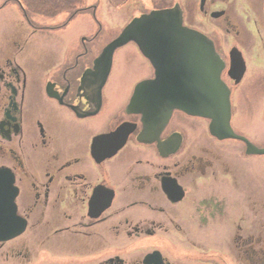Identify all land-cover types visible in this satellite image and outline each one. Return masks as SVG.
Listing matches in <instances>:
<instances>
[{
    "label": "flooded vegetation",
    "instance_id": "flooded-vegetation-1",
    "mask_svg": "<svg viewBox=\"0 0 264 264\" xmlns=\"http://www.w3.org/2000/svg\"><path fill=\"white\" fill-rule=\"evenodd\" d=\"M35 1L0 8V189L15 195L13 216L0 199V237L9 238L0 241V264H264V187L234 185L230 170L222 173L215 145L225 140L210 133L211 120L177 109L167 120L151 114L160 108L151 86L139 111L138 86L156 70L135 41L114 51L104 83L94 69L133 18L174 7L214 47L232 128L243 119L260 129L264 0H108L121 15L139 12L103 46L98 4L51 0L40 9ZM9 2L16 9L2 13ZM81 15L93 16L99 32L69 34ZM221 175L225 201L214 193ZM225 223V245L189 249L199 252L152 242L188 241Z\"/></svg>",
    "mask_w": 264,
    "mask_h": 264
},
{
    "label": "water",
    "instance_id": "water-1",
    "mask_svg": "<svg viewBox=\"0 0 264 264\" xmlns=\"http://www.w3.org/2000/svg\"><path fill=\"white\" fill-rule=\"evenodd\" d=\"M130 41L138 44L156 70V79L141 83L132 101L135 105L138 103L140 112L145 110L143 101L146 95L142 88H159L160 98L153 102H158L160 108H148L151 114L160 112V118L167 120L178 109L189 115L210 119L209 128L213 136L220 140L244 142L247 155H264V148L255 146L233 131L229 91L221 81L222 64L214 47L204 35L184 27L181 15L175 8L152 11L135 18L104 49L94 66L95 71L102 74L103 83L111 71L114 51ZM144 119L150 120L152 116H145ZM3 197L7 212L15 215L13 189L8 186L7 195H3L0 189V199ZM10 220L6 218L4 223L9 224ZM7 239L0 237V241Z\"/></svg>",
    "mask_w": 264,
    "mask_h": 264
},
{
    "label": "rangeland",
    "instance_id": "rangeland-1",
    "mask_svg": "<svg viewBox=\"0 0 264 264\" xmlns=\"http://www.w3.org/2000/svg\"><path fill=\"white\" fill-rule=\"evenodd\" d=\"M7 0H0V8L5 4ZM53 2H56V0H52ZM65 2L66 0H61ZM69 2H74L73 0H68ZM78 0H75L77 2ZM85 4L87 6H97L95 4H98V10L96 12L95 19L97 22H99L102 25V30L99 32V28L97 29L95 27V23L93 21V16L91 15H81L78 17L75 21L76 25L78 26V29H73L69 30V34H74L76 36L81 35L84 32H90L94 31V33L100 34V43L103 46L105 43L108 41L112 40L118 32L122 30V28L126 25L130 19L137 15L139 11H136L135 9H132L129 11L128 14H123L121 15L119 10H115L114 8H110L111 5L108 2V0H84ZM51 0H49L50 4ZM63 2L57 3L54 7V11L57 9V11L63 7ZM8 3V6H6L4 12L7 11H12L11 9H16L17 4L14 3ZM113 5H116L118 1L113 0ZM38 8H45L43 6H49L48 4L46 5H38L35 4ZM66 5V4H65ZM45 10V9H44ZM43 10V11H44ZM63 12V11H62ZM60 12V13H62ZM39 21L41 22L42 20H48L46 17H40L38 16ZM4 26V25H2ZM121 28V29H120ZM3 30H7V27H3ZM86 36L87 33H84ZM101 46V47H102ZM116 60V59H115ZM119 68L117 67L118 74H122L121 70L124 68L123 63L119 61ZM124 70V69H123ZM244 112V107L241 109L237 108V114L242 115ZM264 112V111H263ZM263 112L261 116V125L260 129L256 128L254 130L252 127L247 126V121L241 119L239 125L237 123L233 122V129L237 134L243 135L244 137L248 138L251 140V142L258 146V147H264V119H263ZM197 124L202 125L203 127L206 128L207 130V124L203 121L196 120ZM257 129L260 130V137H256L255 132ZM205 134H208L207 132ZM245 145L242 141L238 140H225L223 143L217 142L215 145V150L217 153L220 155L221 160L224 163L223 167V174H225V168L230 170L232 176H234L235 179V184L236 183H246V184H259L264 187V155H259V156H247L245 154ZM224 175H221L220 180L222 183L219 186L215 187V198L221 199L225 201V179H223ZM234 181V180H233ZM232 183V182H231ZM233 184V183H232ZM262 187V188H263ZM234 198L235 196L233 194H229V204H230V215L231 216H236L237 214V208H234ZM225 204V202H224ZM231 227L225 223V226H220L219 224H215L211 229H208L207 232H201L199 233L196 237L191 238V240L185 241V240H177V241H172L170 244H168L167 240H157V241H152L156 245H164V246H174L176 248H182L183 251L185 252H199V250H192L190 251L189 249L192 248H200V247H208V246H220V245H225V236L227 232L229 231ZM223 231L225 233V236H222L220 232ZM165 242L164 244H162ZM188 248V249H184Z\"/></svg>",
    "mask_w": 264,
    "mask_h": 264
},
{
    "label": "trees",
    "instance_id": "trees-1",
    "mask_svg": "<svg viewBox=\"0 0 264 264\" xmlns=\"http://www.w3.org/2000/svg\"><path fill=\"white\" fill-rule=\"evenodd\" d=\"M27 1H28V0H27ZM35 2H37V4H38V5H41V6L46 5L47 2L49 3L48 0H36ZM35 6H36V5H35ZM36 7H37V6H36ZM43 7H46V6H43Z\"/></svg>",
    "mask_w": 264,
    "mask_h": 264
}]
</instances>
